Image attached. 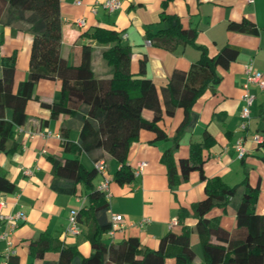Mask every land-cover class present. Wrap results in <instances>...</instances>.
Here are the masks:
<instances>
[{
  "label": "crops",
  "instance_id": "obj_1",
  "mask_svg": "<svg viewBox=\"0 0 264 264\" xmlns=\"http://www.w3.org/2000/svg\"><path fill=\"white\" fill-rule=\"evenodd\" d=\"M106 1L60 0L61 55L75 63L79 60V50L76 46L74 48L75 43H90L94 48V72L100 77L108 76L111 74L110 69L102 55L110 44H99L83 34L92 32L96 27L116 29L123 33L122 37L127 34L123 42L132 47V72L137 74L140 60L146 58V76L156 84L163 103L162 89L174 70H189L200 59L201 50L192 44L179 46L173 51L148 44L146 28L149 26L156 31L163 0H119L121 6L114 10L106 7ZM7 5L8 0H0V78L3 76L4 57L15 55L13 87L17 91L29 75L33 34L25 23L12 26L1 22ZM166 10L178 15L184 26L197 28V44L206 46L210 54H216L227 44L239 49L237 59L229 68L219 69L222 80L216 92L208 91L194 104L193 110L198 115V121L191 130L182 134L175 154L176 161L189 156L192 142L202 141L205 132L211 134L215 142L205 151V175L208 178L218 175L229 186L239 185L248 176L252 185H260L257 211L264 214V141L257 143L253 140L257 133L264 138V89L257 84L250 86L256 98L251 106L249 126L245 131L240 128L244 83L247 80L245 65L252 62L255 69L264 75V0H171ZM244 18L255 22L258 28L256 33L229 28V23L240 22ZM78 20H84V24H79ZM61 90V80L41 79L34 90L39 100L33 98L26 104L25 123L11 129L3 127L0 133V173L15 184L12 192L0 190V215H14L19 211L26 214V219L19 220L13 229L0 218V232L11 230L9 241L0 240V264L55 262L64 246H77L85 256L93 251L91 242L96 223L91 212L80 213V234H66L71 210L78 209L81 212L83 207L89 209L84 185H77L76 194H67L54 188L56 182H64L53 174L52 157L74 156L65 151L63 129H69V138L77 142L81 126L74 117L66 114L55 117L48 108L41 105L42 101L51 103L59 99ZM143 114L148 119L153 117V112L148 109ZM183 118V109H177L173 116H165L160 122L169 140L153 143L154 133L142 130L139 139L132 143L129 156L131 165L135 168L141 161L147 165L131 184L120 185L116 181L110 183L108 219L112 221L113 216L122 215L123 220L122 228L114 236L109 232L103 235L105 242L135 236L140 239L142 247L156 249L160 239L171 229H182L178 223V210L181 207L190 212L186 224L195 228L192 205L205 196V181L199 171H194L188 181L172 191L167 168L161 161L163 152L172 145L171 139ZM240 137H244L247 148L242 159L238 157L236 149V141ZM2 138H5L3 142ZM79 157L86 166H94L95 162L85 151ZM103 158L107 161L108 173L113 175L119 166L118 162L108 154ZM26 170H30V173ZM236 207L234 199L229 205V212H214V215L220 216L221 224L227 229L235 226ZM194 234L195 231L191 242ZM41 237L49 238L50 248L43 256H38L32 252L31 247ZM197 244L200 246L198 237ZM195 245L192 242L197 253L196 263L204 264V257ZM9 250L15 253L9 255ZM10 257L11 262L8 261ZM166 264H176V260L169 257Z\"/></svg>",
  "mask_w": 264,
  "mask_h": 264
},
{
  "label": "trees",
  "instance_id": "obj_2",
  "mask_svg": "<svg viewBox=\"0 0 264 264\" xmlns=\"http://www.w3.org/2000/svg\"><path fill=\"white\" fill-rule=\"evenodd\" d=\"M170 1L163 0L157 29L154 31L148 26L145 37L152 44L170 51L179 46L195 45L201 50V57L187 71L174 70L162 89V103L156 84L146 76V58L140 60L138 73L132 72V47L123 42L122 32L96 27L83 34L99 44H110L102 57L111 74L100 77L92 67L94 48L90 43H75L74 48L76 46L79 50V60L75 63L61 55L60 0H8L1 22L12 26L27 24L33 34V42L29 75L17 91L13 87L16 56L3 59L0 133L3 127L11 129L25 123L26 104L33 98L39 100L34 90L41 79L61 80L60 98L51 103L42 101L41 105L55 117L62 114L74 117L81 126L77 142L69 138V129H63L65 151L74 156L52 157L53 174L64 182H56L54 188L76 194L77 185L83 184L89 209L83 207L80 213L91 212L96 223L90 255H83L77 246H64L59 259L47 264H166L169 257H173L176 264H197V253L191 242L194 231L200 240L204 264H264V214L257 211L260 185H252L248 176L237 186H229L218 175L208 178L204 173L205 151L214 144L215 137L207 132L202 141L191 143L188 157L180 158L178 162L175 157L182 134L191 130L198 121L194 104L208 91L216 92L222 80L219 69H228L237 59L239 49L227 44L216 54H210L206 46L197 44V28L184 26L178 15L167 12ZM229 28L239 32L258 31L255 22L247 18L229 23ZM145 109L153 112L151 119L144 116ZM177 109H183L184 118L161 161L167 168L172 191L188 181L194 171H199L205 181V196L192 205L195 228L186 224L190 212L181 207L178 223L182 229H171L160 239L156 249L142 247L140 239L135 236L105 242L103 235L112 226L108 219L110 199L94 184L99 175L95 165L86 166L79 155L85 151L94 162L105 154L110 155L119 164L113 173V181L120 185L131 184L137 179L129 162L132 143L139 139L142 130L154 133L153 143L169 140L160 122L165 116H173ZM14 189V182L0 173V190L12 192ZM234 199L237 203L235 226L227 229L221 224L220 216L212 215V211L218 207L222 213L229 212ZM49 241L48 237H41L33 243L32 252L43 256L50 248Z\"/></svg>",
  "mask_w": 264,
  "mask_h": 264
},
{
  "label": "built area",
  "instance_id": "obj_3",
  "mask_svg": "<svg viewBox=\"0 0 264 264\" xmlns=\"http://www.w3.org/2000/svg\"><path fill=\"white\" fill-rule=\"evenodd\" d=\"M248 2H251L253 0H247ZM80 4L81 1H78ZM105 5L108 9L114 10L118 7L121 6V2L119 0H107L105 2ZM79 24H84V20H78ZM128 35L124 34L123 39H127ZM148 44H151V41H147ZM245 73L247 75V80L244 83V95H243V100H244V105L241 111V124L240 128L245 131L250 123L251 120V106L253 105L256 95L251 92L250 86L251 84H257L260 88L264 89V75L262 72L258 71L255 69L254 65L252 62L248 63L245 65ZM253 140L257 143H261L264 141V138L260 134H255L253 136ZM236 149L238 151V157L242 159L246 152L247 148L245 146L244 142V137H240L236 141ZM95 168L99 174V176H102L101 180L98 183V188L104 191L106 194L107 198H110L111 193H110V183L113 181V175L108 173V166H107V161L106 159L102 158L99 161L94 163ZM147 163L145 161H141L137 164V166L134 168V173L136 176H138L145 168ZM26 172L30 173V170H26ZM79 215L80 211L78 209H72L70 212V216L68 219V224L66 227V234L69 235H78L82 232V227L80 225L79 221ZM1 219H4L9 223V226L11 229H13L19 220H24L26 219V214L22 211L17 212L14 215H0ZM122 220L123 216L122 215H115L113 216L112 219V226L111 229L109 230V234L111 236H114L117 231H119L122 228ZM176 225V222L173 223ZM11 233V230L3 231L0 232V240H7L9 241V235ZM10 244V243H9ZM15 251L9 250V255L14 254Z\"/></svg>",
  "mask_w": 264,
  "mask_h": 264
},
{
  "label": "rangeland",
  "instance_id": "obj_4",
  "mask_svg": "<svg viewBox=\"0 0 264 264\" xmlns=\"http://www.w3.org/2000/svg\"><path fill=\"white\" fill-rule=\"evenodd\" d=\"M99 181H100V176L98 175L95 179H94V184L97 186L98 185V183H99ZM237 197H238V195H237ZM216 210H220V208H214L213 209V211H212V215H214V212L216 211ZM194 233V232H193ZM192 233V234H193ZM196 233V232H195ZM197 234V233H196ZM196 234H194L193 235V240H192V242H193V245H195L196 244V239H197V235ZM198 243H199V245L200 246H198V244L197 245H195L199 250H200V253L203 255V252H202V247H201V244H200V240H199V238H198Z\"/></svg>",
  "mask_w": 264,
  "mask_h": 264
}]
</instances>
